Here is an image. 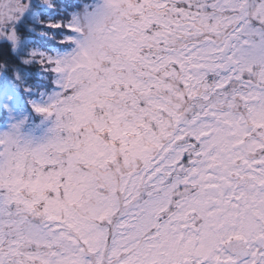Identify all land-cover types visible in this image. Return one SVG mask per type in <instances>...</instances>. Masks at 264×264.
Returning <instances> with one entry per match:
<instances>
[{
    "label": "snow or ice",
    "instance_id": "snow-or-ice-1",
    "mask_svg": "<svg viewBox=\"0 0 264 264\" xmlns=\"http://www.w3.org/2000/svg\"><path fill=\"white\" fill-rule=\"evenodd\" d=\"M0 264H264V0H0Z\"/></svg>",
    "mask_w": 264,
    "mask_h": 264
}]
</instances>
